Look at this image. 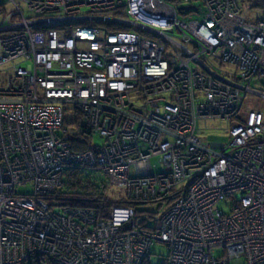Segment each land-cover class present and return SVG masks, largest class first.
Masks as SVG:
<instances>
[{"label": "built area", "instance_id": "1", "mask_svg": "<svg viewBox=\"0 0 264 264\" xmlns=\"http://www.w3.org/2000/svg\"><path fill=\"white\" fill-rule=\"evenodd\" d=\"M239 7L0 0V264H264V19ZM70 173L141 218L68 205Z\"/></svg>", "mask_w": 264, "mask_h": 264}, {"label": "trees", "instance_id": "2", "mask_svg": "<svg viewBox=\"0 0 264 264\" xmlns=\"http://www.w3.org/2000/svg\"><path fill=\"white\" fill-rule=\"evenodd\" d=\"M238 2H240L239 5L245 4L250 11L261 13L259 17L264 19V0H238ZM88 137H90L89 134L86 138ZM84 148L83 146L82 149ZM63 189L67 197L71 199L67 202L68 205L93 209L99 218H105L108 209L115 205H128L135 208L137 211L136 219H140L141 216L138 214L143 213L136 204H131L128 201L113 202L110 200L107 187L99 178L70 173L66 175L63 181ZM142 221L140 224L144 226Z\"/></svg>", "mask_w": 264, "mask_h": 264}, {"label": "rangeland", "instance_id": "3", "mask_svg": "<svg viewBox=\"0 0 264 264\" xmlns=\"http://www.w3.org/2000/svg\"><path fill=\"white\" fill-rule=\"evenodd\" d=\"M240 3V2H239ZM195 6H198L200 5L199 2H195L194 3ZM240 8L242 10V13L244 14V16H250L252 18H255V17H259L261 16V13L259 12H256V11H250L248 9V7L244 4H240ZM190 18H195L197 17L198 15L197 14H190L189 15ZM257 89H260L262 90L261 88H257ZM264 91V90H263ZM251 99L252 97H247L246 98V101L244 103V106L247 108V109H251L252 108H260V109H264V99H258L257 98V105L254 106L252 103H251ZM255 100V98H253ZM209 136L210 137H213L214 139H221L220 136L223 134V132L219 129V126L218 128L214 129V130H210L208 132ZM93 143L94 144H101V140L98 138V136H94L93 137ZM151 162L152 164H155L157 163V158H153L151 159ZM159 169V167H158ZM116 193H118V191L116 190H113L111 187L107 188V194L110 198H115V196L117 195ZM161 211H159L158 214H160ZM156 219H158V216L156 217ZM149 223H154V220H148ZM150 253H151V257H150V262L151 264H160L161 263V257L162 256H165L166 254V250L164 248L163 245H160V244H156V245H153L151 248H150ZM217 255H221V251H217L216 252Z\"/></svg>", "mask_w": 264, "mask_h": 264}]
</instances>
